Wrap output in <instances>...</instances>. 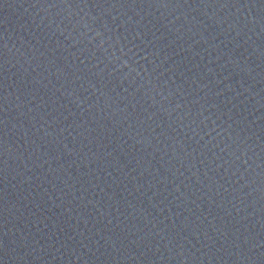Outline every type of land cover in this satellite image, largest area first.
Wrapping results in <instances>:
<instances>
[{
    "label": "water",
    "instance_id": "water-1",
    "mask_svg": "<svg viewBox=\"0 0 264 264\" xmlns=\"http://www.w3.org/2000/svg\"><path fill=\"white\" fill-rule=\"evenodd\" d=\"M0 264H264V0H0Z\"/></svg>",
    "mask_w": 264,
    "mask_h": 264
}]
</instances>
